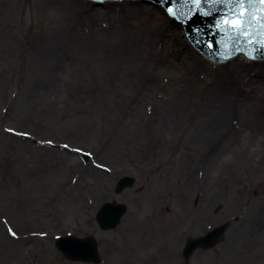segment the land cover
Masks as SVG:
<instances>
[{"label":"rangeland","instance_id":"obj_1","mask_svg":"<svg viewBox=\"0 0 264 264\" xmlns=\"http://www.w3.org/2000/svg\"><path fill=\"white\" fill-rule=\"evenodd\" d=\"M82 1L100 13L83 21ZM82 1L0 0V264H264V60L218 95L232 59L205 58L165 8ZM108 201L128 212L102 229ZM67 234L93 235L101 263L67 259Z\"/></svg>","mask_w":264,"mask_h":264},{"label":"water","instance_id":"obj_2","mask_svg":"<svg viewBox=\"0 0 264 264\" xmlns=\"http://www.w3.org/2000/svg\"><path fill=\"white\" fill-rule=\"evenodd\" d=\"M103 1V0H99ZM116 1V0H105ZM125 3L126 0H121ZM144 7L154 4V7L169 8L173 7L176 10L177 15L173 18V30L176 28V22L179 21L184 25L185 32L188 34V38L193 42L196 48L200 49L204 54L210 58L223 60L224 65L231 56L237 53H248L251 50L247 44H242L240 47L243 49L237 51L235 43L229 38V34L218 31L215 28L216 20L220 19L224 14V9L220 8L215 10L212 16H204L200 11H196L195 14H191L189 9L191 7L190 0H141ZM162 5V6H158ZM96 7H104L103 2L96 1ZM205 10L213 11L207 2L203 5ZM171 16V15H170ZM172 17V16H171ZM177 20V21H176ZM186 34V35H187ZM211 45V46H210ZM194 46V47H195ZM255 48L254 55L258 59L251 60H264V48L259 46H253ZM238 55V54H237ZM233 56L230 59H236ZM230 56V57H231ZM207 58V57H205ZM209 60H213L210 59ZM226 60V61H224ZM214 62H220L215 61ZM87 155H84L85 160H88ZM135 184V177L131 175H125L121 177L115 187V191L120 193L127 187H131ZM96 220L102 229H112L119 225L121 218L127 213L128 205L122 202H105L99 209H97ZM229 222H224L207 231L205 234L192 237L187 240L183 247L184 258L191 257L197 249L204 248L209 249L214 245L225 239V232L228 228ZM56 247L63 253V255L72 261H84L99 263L102 261L101 253L99 252V245L97 239L90 235L88 237H80L73 234H67L59 236L56 240Z\"/></svg>","mask_w":264,"mask_h":264},{"label":"snow or ice","instance_id":"obj_3","mask_svg":"<svg viewBox=\"0 0 264 264\" xmlns=\"http://www.w3.org/2000/svg\"><path fill=\"white\" fill-rule=\"evenodd\" d=\"M205 2L213 11L204 9ZM190 4L189 12L191 14L200 11L204 16H212L215 10L223 8L224 14L216 20L215 28L229 34L237 51L243 50L240 47L242 44H247L251 49L247 53L249 58L255 59L253 46L264 48V0H190ZM167 11L173 17L177 15L173 7H169ZM230 56L231 53L226 58H230ZM9 131L13 130L9 129ZM9 231L13 237L17 236L15 231L11 229Z\"/></svg>","mask_w":264,"mask_h":264},{"label":"bare ground","instance_id":"obj_4","mask_svg":"<svg viewBox=\"0 0 264 264\" xmlns=\"http://www.w3.org/2000/svg\"><path fill=\"white\" fill-rule=\"evenodd\" d=\"M82 0H73V2H77L79 3ZM84 3V7H82L83 11L82 12V20L84 21L86 18H90L92 17V15L95 16L96 13H100L97 10L92 9L94 7V3L91 4V2H85L82 1ZM96 2V1H95ZM127 4L128 2H132V1H126ZM109 6H120V8H122L121 10H123V8L126 6V4H123L122 2H114V1H109ZM81 9V7H80ZM86 11V12H85ZM165 25L162 23L157 24V28L158 29V35L162 37H165ZM156 45H154V42L151 41V49L155 48ZM256 63L253 60H251V58H249V56H245L244 62H242L238 57L236 59H232L229 60L227 62V66L229 72L231 73L230 76L228 77L230 79V84L226 83L227 86L225 87V84L222 85L220 88H218L217 93L218 95H223L222 91L225 90H229L230 92L228 94L230 95H239L238 92H242V87H243V83L246 82L247 80V76H248V72H247V65L248 64H253ZM260 91H256L255 96H258ZM262 96H260L259 100L262 101L264 99V90H262ZM254 96V97H255ZM259 97V96H258ZM179 108V102L173 103L171 106H169V108L165 111L166 117L167 118H171L174 117L176 115V111H178ZM233 109L228 108L227 112H222L224 114L222 119L223 121H225L227 119V117L230 115V113H233L232 111ZM236 114V112H234ZM249 119L252 120V117H250Z\"/></svg>","mask_w":264,"mask_h":264}]
</instances>
